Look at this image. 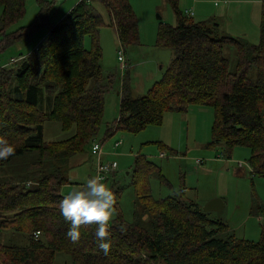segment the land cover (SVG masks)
Masks as SVG:
<instances>
[{"label":"trees","instance_id":"obj_1","mask_svg":"<svg viewBox=\"0 0 264 264\" xmlns=\"http://www.w3.org/2000/svg\"><path fill=\"white\" fill-rule=\"evenodd\" d=\"M38 1L41 9L36 23L11 31L24 15L25 2L0 0V51L23 40L42 24L47 4ZM98 2L117 30L120 47L138 46L136 19L128 0ZM167 2L174 11L176 24L160 28L158 43L171 49L170 67L146 95L133 99L129 91L123 89L118 119L107 128L105 137L114 134V126L116 132L137 134L148 127L160 126L168 113L183 114L191 106H209L215 111L209 145L230 151L235 147L249 148L252 174L264 176V5L260 39L257 44H248L230 35H219L212 22L194 21L192 11L190 17L185 14L190 10H179L178 0ZM102 25L101 15L91 0L78 2L49 29L31 53L0 69V79L5 76L0 80V136L7 140L12 134L19 136L16 144L10 142L16 148L15 155L0 160V172L4 163L33 151L40 156L41 164L60 162V165L53 163L39 178L26 179L36 182L33 186L20 187L9 181L6 184L0 176V235L10 223L9 213L28 212L35 220L17 226V232H23L25 224L30 227L25 247L0 243V264H52L55 251L65 249L61 238H67L70 222L60 214L59 203L64 197L61 189L70 182L68 168L65 177L63 167L84 151L99 132L103 125V96L114 83V78L105 77L101 71L99 29ZM86 36L91 39L90 52L84 49ZM230 49L236 53L234 67L225 57ZM125 75L121 79L123 85ZM68 81L76 87L72 114L53 121L61 123L62 131L73 133L65 141L46 142L43 123L35 118V113L28 118V111L47 108L55 115L58 108L65 107L63 95L68 91ZM52 88L56 93L51 102L44 97V92ZM4 108L9 109L12 116L4 115ZM135 163L137 165L138 158ZM135 168L138 172L139 167ZM148 187L146 179L135 183V194L145 205L141 213L140 207L136 212L148 216L145 222L148 228L142 227L138 219L126 223L115 202L117 217L108 231L109 239L116 244L107 255L98 247L93 249L85 234L96 243L97 225H81L80 231L86 232L77 245L69 249L72 264H264V229L258 243L237 240L229 234L225 223L211 219L196 203L173 198L154 201ZM117 192L119 195L120 191ZM179 211L182 216L176 218ZM186 216L190 219L186 220ZM50 231L57 241L40 238L43 232ZM47 246L52 252L43 258Z\"/></svg>","mask_w":264,"mask_h":264},{"label":"rangeland","instance_id":"obj_2","mask_svg":"<svg viewBox=\"0 0 264 264\" xmlns=\"http://www.w3.org/2000/svg\"><path fill=\"white\" fill-rule=\"evenodd\" d=\"M91 1L103 21V25L99 29V45L102 53L101 71L105 77L114 78V83L112 88L103 96V125L99 132L91 139L84 151L72 157L67 167H63V173H65V177L68 176L70 188L64 187L61 189V194L63 196L68 195L73 189L83 185L86 179L95 176L97 157L91 154L90 149L92 141L96 139L103 142L102 152L105 155L102 157V161L116 167V171L114 170L115 180L109 179L105 183L110 189L117 188L115 192L113 189L111 191L126 223H133L138 219L142 221L140 224L142 227L148 228L145 224L148 216L136 212L140 207L138 211L141 213L142 206L145 205L135 194V183L146 179L149 195L154 201L169 198L185 199L196 203L203 210L209 201L222 200L224 203L222 210L208 212L210 218L225 223L229 234L237 240L258 243L264 229V176L252 174L249 166L251 157L249 148L235 147L230 151L219 146L209 145L211 130L215 121V111L212 107L191 106L186 113H183L189 114L185 117L188 116L190 125L186 131L187 125L184 124L183 133L179 134L178 137L175 131L174 135L167 138L166 132L173 130V124L168 123L165 127H161L165 118L161 126H151L152 128L148 129L147 133L141 131L132 134L118 130L111 137H105L107 128L112 127L119 116L122 94L120 96L118 92L120 93L123 89L128 90L133 99L146 95L150 87L155 82L160 81L170 67L173 53L171 49L158 43V32L163 25L174 26L176 16L167 0H128L136 19L138 46L124 49L122 45L120 47L117 30L105 8L98 0ZM213 1L178 0V7L183 12L192 10L196 15L193 16L194 21L206 20L214 23L221 36L228 35L224 26L231 20V23H235V36L231 37L248 44L258 43L264 0H226L218 6H215ZM24 2V15L19 22L11 27V31L29 28L37 21L41 9L39 1L24 0ZM42 2L47 4V13L45 12V16L42 17V24L23 40L0 51V69L6 61H9L11 65L18 62V59L21 58L20 55L25 57L31 53L38 43L46 37L49 29L59 23L61 18L66 16L79 0H42ZM197 2L199 15L194 11ZM1 11L0 8V15ZM112 14H110L111 17ZM84 49L90 52L91 39L88 36L84 39ZM120 50L124 58L125 67L123 69L117 60ZM225 57L234 67L236 64L234 49L226 52ZM122 70L123 72H121ZM1 75L2 73H0ZM27 75H30V71ZM124 75L126 82L123 85L120 80ZM40 76H42L41 73ZM4 79L5 76L3 75L0 80L3 81ZM121 83L123 86H120ZM66 86L68 91L63 95V101H66L65 107L58 108L55 115L51 113V109L47 108L28 111V118H31L32 114L35 113L37 114L35 118L40 119L43 123V138L46 142L65 141L73 133V131H62L61 123L53 121L55 118H68L72 114L70 110L74 102L76 87L72 86L70 81ZM55 93L56 91L52 88L44 92V97L49 98L52 102ZM3 112L4 115L12 116L7 108H4ZM18 137L12 134L8 141L16 144ZM150 140L154 141L149 142ZM156 141H160V143ZM116 142H120L121 145L114 151L113 145ZM33 152L4 163V169L0 172L3 183L7 184L9 181L11 184H17L20 187L24 185L33 186L36 182L26 181V179L39 178L41 173L47 172L46 169H49L53 163L60 165L58 161L52 162V164L47 162L41 164L40 156L38 154L36 156V153ZM161 155L164 157L161 158ZM176 155L178 157H175ZM137 158L138 163L136 165ZM135 166L139 167L138 172H135ZM27 167L28 170H26ZM116 191H120L119 195ZM114 209L115 213L107 226L108 228L113 225L117 217V210L115 207ZM12 213H9L11 215L8 216L10 223L5 224V230L1 232L0 243L5 246L25 247L28 244L27 233L30 227L25 224L24 231L17 232L19 230L17 226L35 220L30 217L28 212L17 211ZM179 215L182 216L180 211L175 217L179 218ZM185 219L190 218L186 216ZM85 232V230L81 231V238ZM52 234L51 231L43 232L40 238L49 242H52L53 239L57 241ZM85 235L88 238L86 241L91 244L93 249H96L98 242L94 243L88 233ZM61 240L64 242L62 246H65V249L61 248L55 251L52 264H72L68 253L69 249L76 246L77 243L74 244L67 238H61ZM115 244V241H111V246ZM43 252V258H46L52 251L47 246ZM141 258L145 261V254L142 253Z\"/></svg>","mask_w":264,"mask_h":264},{"label":"clouds","instance_id":"obj_3","mask_svg":"<svg viewBox=\"0 0 264 264\" xmlns=\"http://www.w3.org/2000/svg\"><path fill=\"white\" fill-rule=\"evenodd\" d=\"M16 148L4 136H0V160L15 155ZM114 196L100 175L86 179L84 184L73 189L59 203L60 214L70 227L66 233L72 243L81 239V225H97L95 238L98 248L105 255L111 250L108 224L115 213Z\"/></svg>","mask_w":264,"mask_h":264},{"label":"crops","instance_id":"obj_4","mask_svg":"<svg viewBox=\"0 0 264 264\" xmlns=\"http://www.w3.org/2000/svg\"><path fill=\"white\" fill-rule=\"evenodd\" d=\"M226 0H221V1H219L218 3H217V5L215 4V0L213 1V3H214V5L215 6H218V5H220L221 4V2H225ZM229 3V2H228ZM197 7H198V2H197V5H196V8H195V10L194 11H196V14H198L199 15V9L197 10ZM190 11H192V10H190ZM198 11V12H197ZM193 12V11H192ZM194 13V12H193ZM194 16H196V15H194ZM65 17V16H64ZM63 17V18H64ZM202 17L204 18V16L202 15ZM62 19V18H61ZM204 21V20H203ZM206 21V20H205ZM260 26V25H259ZM224 29H225V31L227 32V34L228 35H230V36H235L234 35V32H235V23H231V20L230 21H228L227 22V24L224 26ZM39 44V43H38ZM21 56V55H20ZM19 56V57H20ZM13 60V59H12ZM9 64V61H6L1 67H4L5 65H8ZM122 79V78H121ZM121 81V80H120ZM120 86H121V84H120ZM121 90H122V88H121ZM121 94H122V91H120V93L118 92V95H120L121 96ZM129 95H130V92H129ZM130 97H131V95H130ZM121 98V97H120ZM132 98V97H131ZM185 115H189V114H177V113H168V114H166L165 115V119H164V123H163V125L161 126V127H165L168 123L169 124H173V126H172V128H173V130H167V132H166V136H167V138L170 136H172V135H174L175 134V131H176V135H177V137H178V135L179 134H181V133H183V130H184V124H186L187 125V127H186V131L188 130V128H189V125H190V123H189V118H188V116H186L185 117ZM150 128H152V127H148V128H146L145 130H143V133H147V131H148V129H150ZM113 133L115 134L116 133V128H114L113 129ZM149 133V132H148ZM114 134H110V136L108 135V137H111L112 135H114ZM107 138V137H106ZM152 141H154V140H150L149 142H152ZM145 142V141H144ZM156 142H159L160 143V141H156ZM101 143V145H102V148H103V142H100ZM121 145V144H120ZM119 145V146H120ZM119 146L117 147V148H115V145H113V149H114V151H116L118 148H119ZM90 153V152H89ZM105 154L104 153H102V156H101V160H102V157L104 156ZM161 157V156H160ZM175 157H178L177 155L175 156ZM161 158H163V157H161ZM104 162V161H103ZM105 163V162H104ZM115 171H116V169H115ZM114 171V172H115ZM114 172H112V175H110V177H108L107 179H106V181H104V182H108V180L109 179H114L115 180V173ZM131 175V173H128V175ZM131 178V177H130ZM131 181H132V178H131ZM70 186V184H68V185H66L65 186V188H70L69 187ZM82 186V185H81ZM80 186V187H81ZM114 186V185H113ZM112 186V187H113ZM111 189H113V191L115 190V189H117V188H115V187H113V188H111ZM66 196V195H65ZM118 196V195H117Z\"/></svg>","mask_w":264,"mask_h":264},{"label":"built area","instance_id":"obj_5","mask_svg":"<svg viewBox=\"0 0 264 264\" xmlns=\"http://www.w3.org/2000/svg\"><path fill=\"white\" fill-rule=\"evenodd\" d=\"M82 1H89V0H79V2H82ZM219 1H221V0H215V4L217 5V3ZM185 14L190 16V17L193 16V13L191 11H185ZM118 61H119L120 66L123 69V67H125V66H124L123 53L121 50L118 51ZM120 144H121L120 142H116L115 148H117ZM90 152L94 157H97V163H96V167H95V176L100 175L103 177V180L106 181V179L112 174V172H114L116 167L112 164L104 163L101 160V156L103 153L102 152V145L96 139L93 140L91 143ZM161 157H164V155H161ZM38 235H39V233L35 234V237H38Z\"/></svg>","mask_w":264,"mask_h":264},{"label":"water","instance_id":"obj_6","mask_svg":"<svg viewBox=\"0 0 264 264\" xmlns=\"http://www.w3.org/2000/svg\"><path fill=\"white\" fill-rule=\"evenodd\" d=\"M224 203L220 199H214L209 201L203 208L204 212H215L222 210Z\"/></svg>","mask_w":264,"mask_h":264}]
</instances>
